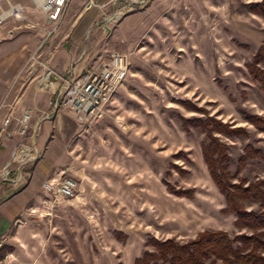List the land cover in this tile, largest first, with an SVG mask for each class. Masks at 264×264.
<instances>
[{
  "label": "rangeland",
  "instance_id": "1",
  "mask_svg": "<svg viewBox=\"0 0 264 264\" xmlns=\"http://www.w3.org/2000/svg\"><path fill=\"white\" fill-rule=\"evenodd\" d=\"M1 15L0 102L21 92L34 167L52 175L47 183L73 179L76 190L65 199L36 189L8 223L0 260L134 264L154 241L221 232L245 264H264V228L237 222L203 158L212 138L228 184L263 192V201L239 203L264 218V0H69L57 26L32 0H0ZM112 52L127 56L129 70L103 115L55 110L39 144L34 94L39 105L56 97L38 91L42 77L50 72L56 90Z\"/></svg>",
  "mask_w": 264,
  "mask_h": 264
},
{
  "label": "built area",
  "instance_id": "2",
  "mask_svg": "<svg viewBox=\"0 0 264 264\" xmlns=\"http://www.w3.org/2000/svg\"><path fill=\"white\" fill-rule=\"evenodd\" d=\"M68 2L69 0H39L45 21L57 26ZM15 10L10 15L20 12L21 8ZM5 19L6 17L0 16V29ZM128 70L127 56L112 52L108 61L97 71H87L77 77L70 74L66 79H62L61 86L56 90V97L49 104L55 110L68 109L80 120L95 121L103 115L105 108L125 81ZM45 76L47 79L42 90L47 87L50 72ZM31 119L32 110L23 103L16 90L0 102V145L6 141H15L9 162L0 170V188L5 183L13 186L22 184L23 171L39 159V154L34 148V137L31 134ZM42 188L47 194L53 193L69 199L74 196L76 182L71 178H63L56 184L45 183ZM0 264L5 263L0 260Z\"/></svg>",
  "mask_w": 264,
  "mask_h": 264
},
{
  "label": "trees",
  "instance_id": "3",
  "mask_svg": "<svg viewBox=\"0 0 264 264\" xmlns=\"http://www.w3.org/2000/svg\"><path fill=\"white\" fill-rule=\"evenodd\" d=\"M223 153L219 144L210 138L207 146L203 147V158L210 177L219 191L225 195L227 209L237 215V222L249 228H264V218H258L243 210L239 200L252 197L263 201V192L257 186L248 188L231 186L228 184V176L224 168H219ZM253 245H256L254 243ZM154 253L144 252L134 264H245L244 258L239 256L232 247L231 241L221 232H203L197 240L178 244L173 240L164 242L154 241ZM250 264H258L248 261Z\"/></svg>",
  "mask_w": 264,
  "mask_h": 264
},
{
  "label": "crops",
  "instance_id": "4",
  "mask_svg": "<svg viewBox=\"0 0 264 264\" xmlns=\"http://www.w3.org/2000/svg\"><path fill=\"white\" fill-rule=\"evenodd\" d=\"M32 1L36 7H39V0H32ZM75 1L76 3L80 2V0H75ZM58 55L62 56L63 61L65 63H67V61L70 59V56H67V57L63 56L61 52H59ZM79 75H81V73H79L77 76ZM46 79H47L46 76L42 77V79L40 80L37 86L39 90L36 89V87L34 89H36V91L38 90L40 92H44L48 95L55 94L57 88L56 90L55 89L51 90L52 83H48L47 87L44 90H42L44 88ZM52 82L54 84V87H57V85H59V82H57L56 78L54 77L52 78ZM16 94L21 97L24 103V97L21 94V92L18 91L16 92ZM36 94H34L33 121H34V125L36 126H38V124L41 122V127H43V130L41 131V133L43 134V132H45L44 136L39 139V144H40L41 142L44 141L46 134L49 131L48 129L50 127L49 126L50 122L43 121L44 116L52 117L53 115L52 113H56V111L55 109H52L50 112H47L48 110L47 103L49 101L43 105H39V101L40 102L43 101L44 98L43 99L41 98L42 93L39 94V96H36ZM48 95H47V98H48ZM32 135L34 137V134ZM14 144H15V141H6L0 145V170L6 165L7 162H9L13 154ZM28 169H29V172L25 169L22 173V181H23L22 184H20L19 186H13L12 184L5 183L4 186L0 189V239L2 238V235L4 234V231L7 229L8 223H10L13 220V218L24 207V205L28 203L29 198L30 199L34 198V191L40 187L42 188V185L50 181V178L52 176L50 173L43 171L41 165H38V166L36 165L34 167V164H33ZM42 181L44 182L42 183ZM42 190L44 189L42 188Z\"/></svg>",
  "mask_w": 264,
  "mask_h": 264
},
{
  "label": "bare ground",
  "instance_id": "5",
  "mask_svg": "<svg viewBox=\"0 0 264 264\" xmlns=\"http://www.w3.org/2000/svg\"><path fill=\"white\" fill-rule=\"evenodd\" d=\"M39 8H40V6H39ZM14 11H16V10H14ZM10 14V13H9ZM9 14H7V15H9Z\"/></svg>",
  "mask_w": 264,
  "mask_h": 264
}]
</instances>
